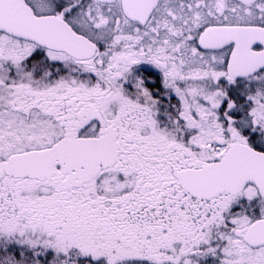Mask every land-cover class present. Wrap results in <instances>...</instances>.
Returning a JSON list of instances; mask_svg holds the SVG:
<instances>
[{
  "label": "snow or ice",
  "instance_id": "obj_1",
  "mask_svg": "<svg viewBox=\"0 0 264 264\" xmlns=\"http://www.w3.org/2000/svg\"><path fill=\"white\" fill-rule=\"evenodd\" d=\"M0 264H264V0H0Z\"/></svg>",
  "mask_w": 264,
  "mask_h": 264
}]
</instances>
